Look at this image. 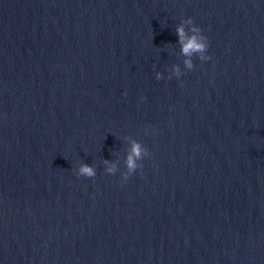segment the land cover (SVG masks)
<instances>
[{"label": "clouds", "instance_id": "obj_1", "mask_svg": "<svg viewBox=\"0 0 264 264\" xmlns=\"http://www.w3.org/2000/svg\"><path fill=\"white\" fill-rule=\"evenodd\" d=\"M175 32L178 36V43L181 46V54L186 57L184 65L187 70L191 71L194 68L193 56L198 57L202 62L212 58L207 54L210 47L208 37L204 34L203 29L195 24L191 17L182 19L181 23L176 27ZM173 74L179 78L184 73L181 71L179 65H173ZM172 77L169 76L168 78L171 79ZM162 78V73L157 72L156 79L160 80ZM150 156L151 153L146 146L141 142L133 141L131 150L125 161L126 171L122 174V182L126 183L138 169H142L143 163L141 162ZM104 164L107 174L115 175L119 171L118 165L114 162L105 160ZM76 174L81 177L94 178L97 175V169L94 166L82 163Z\"/></svg>", "mask_w": 264, "mask_h": 264}]
</instances>
